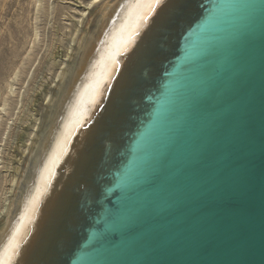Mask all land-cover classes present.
Here are the masks:
<instances>
[{
    "label": "water",
    "instance_id": "1",
    "mask_svg": "<svg viewBox=\"0 0 264 264\" xmlns=\"http://www.w3.org/2000/svg\"><path fill=\"white\" fill-rule=\"evenodd\" d=\"M163 22L30 264H264V0Z\"/></svg>",
    "mask_w": 264,
    "mask_h": 264
},
{
    "label": "bare ground",
    "instance_id": "2",
    "mask_svg": "<svg viewBox=\"0 0 264 264\" xmlns=\"http://www.w3.org/2000/svg\"><path fill=\"white\" fill-rule=\"evenodd\" d=\"M174 1L160 0L126 49L121 45V29L129 23L128 6L136 0H84L79 8L51 4L52 7L45 9L47 15L72 18L75 43L72 41L73 47L69 45L70 50L69 46L64 49L65 59L54 69L57 65L54 53H58L57 47L70 25L62 26L64 33L60 37L57 32L50 34L45 44L46 54L30 76L33 83L40 72L54 69L52 83L40 98H31L30 84L25 90L17 91L13 82H7L6 93L0 94V255L19 229V247L10 264H30L47 226L55 220V210L70 186L68 183L81 171L85 152L94 142L95 134L103 130L115 101L122 96L131 74L137 72L141 56L157 37L156 32L163 26ZM40 5L41 0H36V11ZM34 31L37 35V28ZM109 52L117 53L118 63L108 64L106 68L100 62ZM20 72L19 66L13 64L9 76L16 79ZM101 76L100 85L95 88V81ZM16 121L28 122L27 132L24 127L19 134ZM66 126L71 135L67 136L61 153L58 142H62ZM13 143L18 148L19 156L13 155L17 156V165L12 172L1 174L7 164L6 148ZM34 196L35 207L29 211Z\"/></svg>",
    "mask_w": 264,
    "mask_h": 264
},
{
    "label": "rangeland",
    "instance_id": "3",
    "mask_svg": "<svg viewBox=\"0 0 264 264\" xmlns=\"http://www.w3.org/2000/svg\"><path fill=\"white\" fill-rule=\"evenodd\" d=\"M35 1L36 0H0V94L6 93L7 82H13L14 88H16L17 91L25 90V86H28L27 84H30L29 88H31L29 93L31 94V98H40V95H42L44 91L45 93L47 92L46 87H48L49 84L52 83L53 70L57 66H60L62 60L65 59V50L69 45L71 47L74 46L75 41L72 38H75V32L73 30L74 24L73 22L71 23L72 18H70L69 16L61 17L57 16L56 14L47 15V13H45V9L48 8L49 5L52 7L51 4L55 5V7L59 6L66 8H79L78 6L81 5L80 1L84 0H41V5L38 7L37 11L34 7ZM38 1L39 0H37V2ZM68 11L75 12L72 9H69ZM66 23L70 25V28H68L66 34L62 36V39L64 40H62V43H59L60 46L58 45L57 47L58 53H54L57 65H54V69L52 71L40 72L38 74L39 76H37L34 80L35 82H33V85V83H31L30 81V76L32 71L36 68L40 58L46 54L45 44L48 43L50 34L52 33V31L57 32L59 33L58 35L60 37L61 34L64 33V29H62V26ZM34 28H37V35H34ZM70 29L73 30L71 33L69 32ZM72 41L74 42L73 44ZM70 46L68 48L69 50L71 48ZM60 51L63 54H61ZM16 53L17 56H14ZM13 64L18 65L19 69L21 70L16 79H12L9 76ZM28 80L29 82H27ZM10 103L11 101H9V104ZM16 122V126H19L17 127V129L21 131L19 132V134H22V131L24 130L26 131L28 122ZM15 141L14 142L17 145V140ZM15 143L11 144L9 148H6L8 156L5 154L4 157L6 158L5 163L7 164L5 165V168L2 169L1 174L12 172L13 166L17 165L16 158L19 155H17L18 148ZM15 154L17 155L16 158L13 157V155Z\"/></svg>",
    "mask_w": 264,
    "mask_h": 264
},
{
    "label": "snow or ice",
    "instance_id": "4",
    "mask_svg": "<svg viewBox=\"0 0 264 264\" xmlns=\"http://www.w3.org/2000/svg\"><path fill=\"white\" fill-rule=\"evenodd\" d=\"M160 3V0H136V3L130 4L128 7L129 11V23L126 24L121 29V45L126 49L127 46L133 42L135 39L139 28L148 21L153 10ZM117 53L109 52L106 56L101 58V62L107 68L108 64L115 65L118 63L115 56ZM102 76L95 81V88H98L101 82ZM94 99V96H93ZM75 123H79V120H76ZM71 135V131L68 126L65 127V135L62 142H58V149L63 152V144L67 143V136ZM37 197H33L29 202L30 207L29 211L33 210L35 207ZM19 229L13 233L9 238L7 244L3 248V253L0 255V264H10L13 257L16 255L17 249L19 247L18 241Z\"/></svg>",
    "mask_w": 264,
    "mask_h": 264
}]
</instances>
